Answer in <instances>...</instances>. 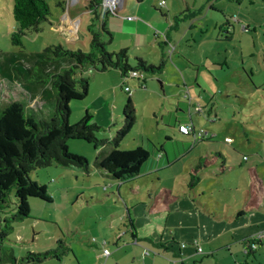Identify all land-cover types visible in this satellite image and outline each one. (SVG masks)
I'll return each instance as SVG.
<instances>
[{
    "label": "rangeland",
    "instance_id": "1",
    "mask_svg": "<svg viewBox=\"0 0 264 264\" xmlns=\"http://www.w3.org/2000/svg\"><path fill=\"white\" fill-rule=\"evenodd\" d=\"M46 1L52 13L49 23H42L38 32L27 31L21 39L22 47H18L10 42L15 30L12 0H0V53L19 50L40 52L58 43L68 48L88 49L90 35L87 25L91 16L85 9L88 0ZM160 1L121 0L122 14L131 15L133 19L109 15L105 25L114 37L113 42L106 45L108 52L128 48L131 63L135 56L156 66L164 58L162 71L144 73L147 86L143 88L136 79L123 80L116 70L97 72L91 65L84 67L77 72V78L88 79V94L84 100L70 103L68 124L76 125L87 111L92 115L91 122L100 127L96 137L100 140L113 138L120 126L127 99L122 89L125 83L131 90L130 98L136 114L126 142L118 149L142 147L150 150L151 142L157 148L162 144L171 145L165 140L166 134L173 135L167 126L178 131V125L174 121L169 123L168 117L176 113L179 102L188 104L182 98L186 85L190 88L192 106L189 104L188 113L180 118L191 121L196 131L201 132V139L216 136L212 142L198 146H207L211 154L215 150L230 154L228 165L249 166L255 160L264 170V54L260 49L264 45V38L260 37L264 33V0H165L162 8L158 5ZM99 3L102 6L103 0ZM211 5L213 8L210 10ZM66 8L70 15L60 18ZM187 10L194 14L199 12L188 18ZM224 20L236 28L230 42L217 41L212 30L213 23ZM190 23L195 24L193 29H189ZM165 32L170 34L174 51L169 45H163L167 40ZM75 37H79V41L70 45L68 39ZM7 102L8 98L0 97V108H4ZM25 102L27 113L37 111L34 102ZM226 136L233 140L232 144L224 142ZM67 146L70 154L87 160L88 172L55 163L31 171L29 178L47 187L52 202L31 200L29 217L12 223L13 229L5 246L13 249L15 258L28 252L61 251V260L49 256L39 264H104L105 261L96 258L103 247L102 238H109L110 233L117 230L123 231L124 203L129 206L128 202L136 204L146 200L148 190L139 184V193L132 197H128L123 189L118 194L116 181L101 176L94 167L95 150L92 145L71 140ZM201 150L200 154L198 150L194 151L161 173L163 179L174 181L172 185L166 181L165 190L192 191L203 202H209L212 195L213 207L216 208L215 202L220 200L231 205L241 201L237 193L228 191L227 186H215L225 182V178L214 179L210 173L202 177L196 170L199 164L204 167L212 160ZM215 162L219 171L224 166L223 161L219 158ZM242 175L235 170L228 177L236 181L241 180ZM240 182L242 190H245V183L243 180ZM14 204L11 191L8 208L0 212L1 219L11 217ZM253 222H262L259 229L245 226V235L239 232L237 236L253 238L257 230L264 231V218L253 217ZM106 247L110 253L113 252L111 242ZM255 257L253 264H264V241Z\"/></svg>",
    "mask_w": 264,
    "mask_h": 264
},
{
    "label": "trees",
    "instance_id": "2",
    "mask_svg": "<svg viewBox=\"0 0 264 264\" xmlns=\"http://www.w3.org/2000/svg\"><path fill=\"white\" fill-rule=\"evenodd\" d=\"M87 4L85 9L91 14L87 25L90 35L87 50L68 48L58 43L40 52L19 50L0 53V97L8 98L6 106L0 108V212L8 208L11 191L15 198L11 217L0 218V264H39L49 256L61 260L59 250L28 252L23 257L15 258L13 249L6 247L5 243L12 232V223L29 217L31 200L52 202L47 187L29 178L31 171L55 163L88 172L87 160L68 152V141L78 140L92 145L95 150L93 164L99 174L124 184L141 175L143 167L157 150L152 143L150 150L142 147L123 151L118 149L126 142L136 114L130 94L124 90L125 83L122 89L127 99L120 126L113 138L100 140L96 137L100 127L91 122L92 115L87 111L76 125L68 124L70 103L84 100L88 94V79L77 78V72L84 67L91 65L97 72L116 70L123 80L130 79L129 73L132 71L143 75L156 74L164 68V58L156 66L140 57H133L131 63L128 48L108 52L106 45L112 43L113 35L108 31L105 20L114 14L103 12L99 0H88ZM51 16L46 0H12L15 30L10 36L11 44L22 47L21 39L27 31L38 32L40 25L49 23ZM231 31L228 28L227 34H231ZM137 81L140 86L145 83V80ZM25 101L34 102L37 111L27 113ZM44 108L47 112L43 111ZM186 123H177L178 133L190 137L193 144L197 141L193 134L179 132V125ZM192 132H196L194 124ZM132 236L135 240V236ZM262 239H245V253H255ZM252 245L255 248H251Z\"/></svg>",
    "mask_w": 264,
    "mask_h": 264
},
{
    "label": "crops",
    "instance_id": "3",
    "mask_svg": "<svg viewBox=\"0 0 264 264\" xmlns=\"http://www.w3.org/2000/svg\"><path fill=\"white\" fill-rule=\"evenodd\" d=\"M250 3L253 2L250 1ZM67 8L60 18H64L67 14L70 15ZM212 8L213 5L210 6V10ZM122 12L123 9L117 15ZM198 12H195V14ZM187 14L186 17L188 18L195 15L193 12ZM120 16L131 17V15L123 14ZM194 27L195 24L190 23L189 29ZM228 28L232 30L231 34H227ZM212 30L216 35L215 39L219 42L226 38L229 41L225 42H230L236 33V28L229 26L227 20L213 23ZM155 33L156 31H154ZM222 33L225 34L224 37L221 36ZM164 35L167 40L163 45L171 47L173 42L169 36L170 34L165 32ZM260 37L261 39L264 38L263 32ZM78 39L79 37L71 38L68 39V42L74 43ZM260 49L264 54V45ZM185 79L189 80V78ZM196 81L197 79L195 84ZM146 86V83L142 85L143 88H146ZM186 91L190 93V88L184 85L182 95ZM187 109L188 104L183 105L179 102L176 113L168 117V122L174 121L176 124L186 122L180 116L185 115ZM167 127L172 130L173 135L166 134L165 140L170 142L171 145L162 144L160 148H157L151 142L157 150L154 151L152 158L143 167L141 175L125 184L116 181L118 194L123 189L128 197H132L139 193L137 185L141 184L147 187L148 198L140 200L141 202L136 204L128 202L129 206L124 203L125 214L122 218L125 221V228L121 232L117 230L110 233V239L102 236V246H104V243L108 245L111 242L112 247H114L113 252L111 251L104 264H253L256 261V253L263 245L264 238L255 253H245L243 241L247 238L241 239V237L246 236L237 235L239 232H241V235H245L246 232L243 229L245 226L259 229L262 223L253 222V217L264 218V170L259 167V163L255 160L253 161L254 164L249 166H243L242 164L239 166L228 165V159L231 158L230 154H224L222 150H215L216 152L211 154L212 152L208 153L207 146H198L200 143L212 142L216 139V136L209 139H199L192 144L190 137L180 135L174 127ZM225 138L230 137L226 136ZM232 143L233 140L227 144ZM201 148L212 160L204 167L199 164L196 170L200 171L202 177L210 173V175L215 176L214 179L225 178V182H219L215 186H227L228 191L237 193L241 201L237 200L236 204L231 205L220 200L215 202L218 205L216 208L213 207L212 195L209 202H203L192 191L165 190L164 183L167 181L172 185L174 181L163 179L161 173L169 170L194 151L198 150L200 154L202 152ZM243 157L245 159V156ZM219 158L222 159L224 166H221L217 171L215 160ZM199 159L205 160L203 157ZM235 170H238L240 174H244L241 180L246 185L245 190H242L241 180L233 181L229 179L228 174ZM203 193L202 195H204ZM137 207L138 209L135 210ZM129 222L132 226H129ZM260 232L264 233L263 230H257L256 234ZM132 235L135 236V240H133ZM195 241L201 247V252L197 251ZM146 250L149 251L148 254H144Z\"/></svg>",
    "mask_w": 264,
    "mask_h": 264
},
{
    "label": "built area",
    "instance_id": "4",
    "mask_svg": "<svg viewBox=\"0 0 264 264\" xmlns=\"http://www.w3.org/2000/svg\"><path fill=\"white\" fill-rule=\"evenodd\" d=\"M77 1V0H76ZM120 2L121 0H103V5L101 6L102 9H103V12H109L111 14H114V15H117V11L120 12ZM159 7L162 8L163 6H165V0H161L159 2ZM129 19H132V17H129ZM171 49L172 51H174V47L171 46ZM171 51V53H172ZM129 77L130 79H136V80H139V81H144V75L142 73H139V72H136V71H132L131 73H129ZM124 90L126 92H128L130 94L131 90L128 86H126L124 88ZM183 99L187 100L188 101V106H190V97H189V93L186 91L182 97ZM190 104V105H189ZM193 131V123L190 121V122H187L186 124H182V125H179V132H181L182 134H193V137L195 140H199L202 138V134L200 131H196V132H192ZM225 141L227 143H230L231 142V139L230 138H225ZM264 233L260 232V233H257L255 236H254V240H259V239H262L264 236H263ZM195 246H196V249L197 251L201 252V247L199 246V244L195 241L194 242ZM184 246V245H182ZM251 248H255L254 245L251 246ZM149 251L146 250L144 252V254H148ZM110 255V250L109 248L106 247V244L104 243V246L101 248V251L100 253L97 255V259L99 261H105L107 259V257Z\"/></svg>",
    "mask_w": 264,
    "mask_h": 264
}]
</instances>
